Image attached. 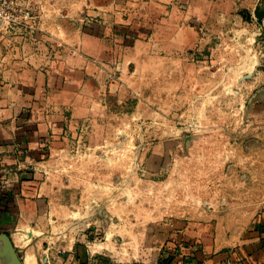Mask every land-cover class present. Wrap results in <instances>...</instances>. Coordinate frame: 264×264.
<instances>
[{
  "label": "rangeland",
  "instance_id": "374dc122",
  "mask_svg": "<svg viewBox=\"0 0 264 264\" xmlns=\"http://www.w3.org/2000/svg\"><path fill=\"white\" fill-rule=\"evenodd\" d=\"M19 2L35 16L25 38L46 18L65 19L60 9L46 17ZM74 8L70 26L94 22ZM257 9L264 13V0H193L183 15H162V50L137 55L133 47L112 90L58 143L62 157L44 163L36 180L50 198L74 205L83 217L74 227L89 247L139 264L138 243L176 222L252 219L264 200V14L257 18ZM59 226L51 222L48 231Z\"/></svg>",
  "mask_w": 264,
  "mask_h": 264
},
{
  "label": "crops",
  "instance_id": "0c3cea01",
  "mask_svg": "<svg viewBox=\"0 0 264 264\" xmlns=\"http://www.w3.org/2000/svg\"><path fill=\"white\" fill-rule=\"evenodd\" d=\"M24 1L46 17L60 9L65 19L42 20L29 39L0 36V236H9L22 264H135L89 247L74 227L83 218L71 210L74 205L50 198L51 186L45 194L36 179L44 163L62 157L57 145L68 129H79L80 119L112 90L115 72L127 70L132 48L137 55L149 53L147 47L162 50L160 17L183 15L193 0ZM72 6L94 22L70 26ZM173 31L182 49L183 27ZM260 145L264 156V138ZM215 220L176 222L142 239L139 264H264V200L248 223ZM44 222L47 230L40 227ZM51 222L62 226L48 231ZM6 263L0 241V264Z\"/></svg>",
  "mask_w": 264,
  "mask_h": 264
},
{
  "label": "built area",
  "instance_id": "2783aa9c",
  "mask_svg": "<svg viewBox=\"0 0 264 264\" xmlns=\"http://www.w3.org/2000/svg\"><path fill=\"white\" fill-rule=\"evenodd\" d=\"M35 16L19 0H0V36H22L33 30Z\"/></svg>",
  "mask_w": 264,
  "mask_h": 264
},
{
  "label": "water",
  "instance_id": "95a60500",
  "mask_svg": "<svg viewBox=\"0 0 264 264\" xmlns=\"http://www.w3.org/2000/svg\"><path fill=\"white\" fill-rule=\"evenodd\" d=\"M0 241L4 245V252L6 255V259H7L6 264H22V261L18 255L16 249L13 247L9 236L6 234L1 235Z\"/></svg>",
  "mask_w": 264,
  "mask_h": 264
},
{
  "label": "trees",
  "instance_id": "16d2710c",
  "mask_svg": "<svg viewBox=\"0 0 264 264\" xmlns=\"http://www.w3.org/2000/svg\"><path fill=\"white\" fill-rule=\"evenodd\" d=\"M263 14H264V13H261V12H260V9H257L256 12H255L256 17L259 18V19L262 18Z\"/></svg>",
  "mask_w": 264,
  "mask_h": 264
}]
</instances>
